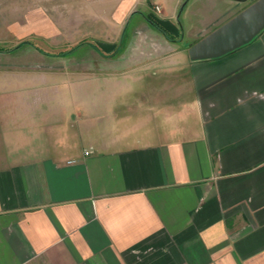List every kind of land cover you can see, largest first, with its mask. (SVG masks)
<instances>
[{"label": "crops", "instance_id": "1", "mask_svg": "<svg viewBox=\"0 0 264 264\" xmlns=\"http://www.w3.org/2000/svg\"><path fill=\"white\" fill-rule=\"evenodd\" d=\"M255 1L0 14V264H264V29L188 52Z\"/></svg>", "mask_w": 264, "mask_h": 264}, {"label": "water", "instance_id": "2", "mask_svg": "<svg viewBox=\"0 0 264 264\" xmlns=\"http://www.w3.org/2000/svg\"><path fill=\"white\" fill-rule=\"evenodd\" d=\"M264 29V0L248 7L189 47L192 60L228 54L252 41Z\"/></svg>", "mask_w": 264, "mask_h": 264}, {"label": "rangeland", "instance_id": "3", "mask_svg": "<svg viewBox=\"0 0 264 264\" xmlns=\"http://www.w3.org/2000/svg\"><path fill=\"white\" fill-rule=\"evenodd\" d=\"M43 0H0V14L2 13H7V11H11V7H14V11L15 10H18L20 11L19 13L22 14L23 11L26 9L27 6H30L32 4H36V3H39V2H42ZM58 0H56L57 2ZM52 3V2H51ZM16 12V11H15ZM70 48L69 50L67 49H64V50H67V51H72L73 49H71V47H68ZM52 51H63L62 48H56V47H52L51 48ZM85 50L83 49H80V52H84ZM53 82V81H52ZM51 110L53 111L52 113H49L51 112ZM51 110L47 111L44 113V114H47V118H63L64 116H67L68 112H70L68 109H55V108H51ZM72 110V109H71ZM56 112V113H54Z\"/></svg>", "mask_w": 264, "mask_h": 264}, {"label": "built area", "instance_id": "4", "mask_svg": "<svg viewBox=\"0 0 264 264\" xmlns=\"http://www.w3.org/2000/svg\"><path fill=\"white\" fill-rule=\"evenodd\" d=\"M155 8L158 12H161V7L159 5H156Z\"/></svg>", "mask_w": 264, "mask_h": 264}]
</instances>
